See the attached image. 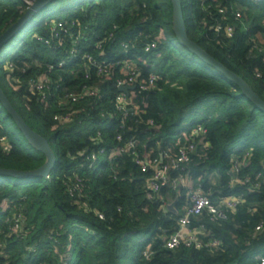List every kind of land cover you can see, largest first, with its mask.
Masks as SVG:
<instances>
[{
  "label": "trees",
  "instance_id": "16d2710c",
  "mask_svg": "<svg viewBox=\"0 0 264 264\" xmlns=\"http://www.w3.org/2000/svg\"><path fill=\"white\" fill-rule=\"evenodd\" d=\"M181 3L188 36L264 99V0ZM27 8L0 0V34ZM171 11L170 0H52L0 48V87L55 155L47 177L0 174V264L257 262L264 234L246 232L264 215V112L178 42ZM148 42L155 46L144 51ZM125 63L136 69L134 88L117 109ZM151 74L155 87L141 89ZM194 122L204 128L195 151L174 168L168 156ZM165 152L167 177L155 188ZM44 161L0 103V168L28 171ZM195 181L218 205L241 194L224 218L204 212L192 221L197 234L221 240L217 255L164 246ZM256 201L262 208L249 212Z\"/></svg>",
  "mask_w": 264,
  "mask_h": 264
},
{
  "label": "built area",
  "instance_id": "2783aa9c",
  "mask_svg": "<svg viewBox=\"0 0 264 264\" xmlns=\"http://www.w3.org/2000/svg\"><path fill=\"white\" fill-rule=\"evenodd\" d=\"M35 0H24V2L29 7ZM219 28V27H218ZM226 31L228 36L232 34V27L227 26ZM155 46L154 42L146 43L144 47V51H149L151 48ZM76 52V51H75ZM87 59L91 61V57L87 56ZM63 62H60L58 66H61ZM105 67L103 66L102 62L99 63L96 69V73L100 74L105 71ZM123 73L125 74L124 78L117 80L116 87L119 88L122 85H130L132 81L135 80L136 76V69L130 65L129 63H125L123 67ZM140 88L143 90H149L155 87V76L151 74L147 80V83L144 82L139 84ZM89 94H94V92H90ZM64 98L71 101H76L79 97L73 92H67L64 95ZM126 101V93L120 91L119 94L116 96V108L117 109H125V105L122 102ZM204 128L199 123H195L192 127L188 128L185 131V139L181 141L177 153L175 156H168V153L165 152L161 155L159 159V167L155 170L151 180L155 183V188L158 184L164 183L168 173V166L166 164H161L163 157H169L172 166L178 167L182 163H186L189 161L191 154L195 151L194 141L199 135L202 134ZM130 148L133 147V143L129 141ZM133 153V152H132ZM158 162L157 159L153 160V163ZM236 167V165H235ZM142 169H145V165H142ZM237 169V167H236ZM259 176L258 173L255 178L258 183L255 186H259ZM250 178L246 177V182H249ZM254 187V186H253ZM254 187V188H256ZM241 194L236 196L232 200H225L223 204H215L209 196V193L204 191L201 184L198 181H195L194 188L189 192V204L183 208V214L178 218L177 225L178 227L174 230V232L170 233L165 241L164 246L167 249L173 250L183 245L185 247L194 246L199 250H205L208 253L216 252L217 249L221 246L222 242L219 238L216 237H203L193 231V219L200 218L201 215L206 212L209 216L210 220H218L224 218V208H234L240 203ZM262 206L259 202L254 203V208H248L249 212H254L257 209H261ZM14 225L17 227L18 219H14ZM201 227V226H200ZM247 235H258L262 236L264 234V215L262 216L261 221H259L254 229L248 230L246 232ZM141 255L148 258L150 253L147 249H144L141 252ZM257 262L255 264H264V251L260 253L257 258Z\"/></svg>",
  "mask_w": 264,
  "mask_h": 264
},
{
  "label": "water",
  "instance_id": "95a60500",
  "mask_svg": "<svg viewBox=\"0 0 264 264\" xmlns=\"http://www.w3.org/2000/svg\"><path fill=\"white\" fill-rule=\"evenodd\" d=\"M52 0H35L24 13L5 31L0 34V48L6 44L21 28L29 21L37 11L42 9ZM172 11V31L178 42L188 49L191 53L196 55L203 62L216 69L218 72L223 74L227 79L236 84L242 91V93L261 111L264 112V99H262L248 84V82L226 67L221 61L213 57L207 50L201 47L196 41L192 40L187 33L185 19L183 15L181 0H170ZM133 85H122L118 88L119 91L127 93L128 90L133 89ZM0 103L6 112L11 116L12 120L19 128L27 142L38 151L45 155L44 163L36 169L28 171H20L16 169H4L0 168V174H6L10 176H43L47 177L50 169L55 163L54 152L48 142V140L40 135L38 132L33 130L22 118V116L15 110L12 103L0 87ZM168 208L173 209V204H169Z\"/></svg>",
  "mask_w": 264,
  "mask_h": 264
},
{
  "label": "rangeland",
  "instance_id": "374dc122",
  "mask_svg": "<svg viewBox=\"0 0 264 264\" xmlns=\"http://www.w3.org/2000/svg\"><path fill=\"white\" fill-rule=\"evenodd\" d=\"M34 21H36V20H34ZM260 37V39L261 40H264V37L263 36H259ZM6 49H13V41L12 42H10V43H8L7 45H6V47H5ZM153 64L154 65H158V62L157 61H154L153 62ZM8 91V93L10 92L9 91V89L7 90ZM198 119H196V121H197ZM186 122L188 123L189 122V120H186ZM193 125H195V122H194V124H192L190 127H192ZM189 127V128H190ZM260 204V203H259ZM218 254V252H213L211 255H217Z\"/></svg>",
  "mask_w": 264,
  "mask_h": 264
},
{
  "label": "crops",
  "instance_id": "0c3cea01",
  "mask_svg": "<svg viewBox=\"0 0 264 264\" xmlns=\"http://www.w3.org/2000/svg\"><path fill=\"white\" fill-rule=\"evenodd\" d=\"M194 233H197V232L194 231Z\"/></svg>",
  "mask_w": 264,
  "mask_h": 264
}]
</instances>
